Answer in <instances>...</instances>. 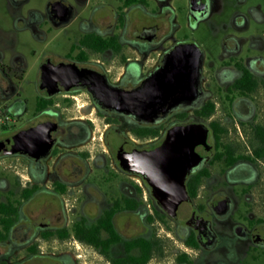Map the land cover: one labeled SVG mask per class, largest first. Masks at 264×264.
<instances>
[{
  "label": "flooded vegetation",
  "instance_id": "af4514ba",
  "mask_svg": "<svg viewBox=\"0 0 264 264\" xmlns=\"http://www.w3.org/2000/svg\"><path fill=\"white\" fill-rule=\"evenodd\" d=\"M174 5L0 0V264H170L155 222L185 245L175 264H210L219 219L264 259V11L212 24L206 46L210 0Z\"/></svg>",
  "mask_w": 264,
  "mask_h": 264
},
{
  "label": "rangeland",
  "instance_id": "374dc122",
  "mask_svg": "<svg viewBox=\"0 0 264 264\" xmlns=\"http://www.w3.org/2000/svg\"><path fill=\"white\" fill-rule=\"evenodd\" d=\"M174 6H185L188 0H173ZM211 14L208 19L202 22L201 27L196 30L195 35L204 41L206 46H210L213 43L214 37L208 36L207 29L211 27L212 24L217 27H221L223 23L227 26L231 25V18L234 12H244L249 13L252 7H257L260 11H264V0H210ZM252 26L256 30L264 28V23L255 24L252 20ZM255 30V29H253ZM217 39V38H216ZM210 43V44H209ZM3 118L4 114L0 115ZM5 125H0V129ZM100 126V125H97ZM100 134L96 133V135ZM90 144L92 154L101 149V143ZM6 159L0 158V170L5 168ZM264 168V165H263ZM221 180H224L223 177ZM254 199L252 205L254 206L255 212L258 215H264V173L258 178L256 187L254 189ZM207 196L206 192L204 194V199ZM203 198V197H202ZM156 230L159 235H161L163 247L162 251L165 255V259L170 261V264H175L176 253L185 249V245L180 238V236L174 231H168L166 227L155 222ZM215 230L218 233L219 239L217 245L209 252L210 264H214L217 261L224 262L225 264H260L264 263V259L255 261L249 255L244 253L243 243L237 238L235 233L234 224L227 219L216 220ZM168 233V234H167ZM194 257V252H191ZM89 262V261H87ZM89 264V263H87Z\"/></svg>",
  "mask_w": 264,
  "mask_h": 264
},
{
  "label": "water",
  "instance_id": "95a60500",
  "mask_svg": "<svg viewBox=\"0 0 264 264\" xmlns=\"http://www.w3.org/2000/svg\"><path fill=\"white\" fill-rule=\"evenodd\" d=\"M189 132H191V128H189ZM195 143L194 141V138L192 137V135L189 133L188 135V153L184 155L183 159L181 160V171L184 172L187 168H189L190 166V163H191V150H192V147H193V144ZM166 144L163 145V147L160 149V151L158 152V154H162L163 153V156H161L162 160L163 161V167L162 169L163 170H174L176 169V167H174L173 165L177 162L175 160L174 157H171L169 156V154L167 153L166 151ZM160 158V159H161ZM137 169L139 170H143V171H146L148 174L152 175L153 173V167L151 165H142V164H137L136 166ZM173 178V181H174V184H173V189L171 192H159V195L160 196H169L171 195V199L169 200V210L174 212L178 203L181 201V200H184L187 198V195L185 194L184 192V189L182 188L181 185H179L177 183V179L178 178H174V176L172 177ZM179 186V187H178Z\"/></svg>",
  "mask_w": 264,
  "mask_h": 264
}]
</instances>
